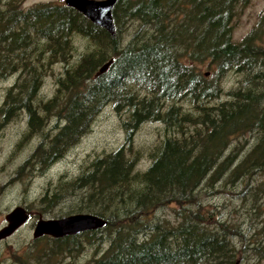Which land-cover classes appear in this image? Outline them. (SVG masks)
Wrapping results in <instances>:
<instances>
[{"label":"trees","instance_id":"trees-1","mask_svg":"<svg viewBox=\"0 0 264 264\" xmlns=\"http://www.w3.org/2000/svg\"><path fill=\"white\" fill-rule=\"evenodd\" d=\"M23 1L0 0V80L15 76L0 102V129L23 113L27 130L18 143L42 139L17 173L33 160L40 170L51 165L108 103L125 113V134L118 147L96 154L80 174L60 178L41 198L46 209L61 200L59 187L83 191L76 210L104 216L106 224L40 235L34 241L46 244L38 247L39 259L30 263L26 253L22 264H48L81 252L86 243L103 247L94 264H264V227L250 218L244 230L216 216L200 197L203 184L223 180L239 185L248 209L259 206L264 179H251L264 177V13L236 40L233 19L248 0H118L111 35L65 3ZM127 20L139 23L124 42ZM78 34L93 47L77 52ZM203 62L208 70L198 66ZM231 70L240 75L238 85L211 102ZM48 73L54 75L50 93L41 91ZM54 117L51 132L48 120ZM144 121H160L169 133L149 149L146 167L138 168L141 152L132 133ZM254 131L257 142L240 156L231 139ZM171 203L178 205L176 222L150 217Z\"/></svg>","mask_w":264,"mask_h":264},{"label":"rangeland","instance_id":"rangeland-1","mask_svg":"<svg viewBox=\"0 0 264 264\" xmlns=\"http://www.w3.org/2000/svg\"><path fill=\"white\" fill-rule=\"evenodd\" d=\"M38 1L63 3V0H24L23 6H29ZM263 13L264 0H248L247 4L240 6L233 19L234 39H240L250 31ZM138 23L137 20H127L125 22L122 34L124 42L128 41ZM260 39L264 45V30ZM73 40L77 52L87 51L93 47L92 42L87 37H82L79 34L74 35ZM198 66L203 71L209 69L207 62L198 63ZM54 67L60 68V64L55 63ZM206 72L208 73V71ZM14 77L13 75L0 80V102L4 97L6 86L13 81ZM53 77L54 75L50 73L45 75L41 91L45 90L50 93L53 90ZM239 78L240 75L233 70L226 72L221 79L223 91L220 97L210 101L215 103L226 97L225 92L230 88H235L238 85L237 80ZM261 105L264 106V98ZM124 116L125 113L121 110L119 113L112 103L106 104L95 116L91 127L82 134L75 144L64 151L63 155L56 159L54 163L44 170H40L38 163L33 160L20 173H17V168L33 151L42 136H31L28 140L18 143L27 130L23 113L20 114L18 120L8 122L0 129V227L6 223L5 213L15 205H23L30 211V217L21 227L8 237L0 240V264H22L23 256H26V253H29L30 263L39 259L37 257L38 247L45 246L46 243L43 244L44 240L34 241L36 237H33L32 231L36 220L39 217L60 216L79 211L76 210L77 206L83 204L80 199L83 191L80 190L71 193V191H61V187L58 188L57 186L61 200L46 209L44 208V202L41 200L42 196L45 193L52 194L60 178H74L80 174L89 160L96 154L118 147L124 141L125 131L122 126ZM55 121V117L48 120L49 129H52L51 126ZM49 131L54 132L55 129ZM167 132L168 130H164L163 123L160 121H144L133 131V145L141 152L137 160L138 168L146 167L149 163V149L159 140L160 136ZM257 138L256 131L247 132L243 136L233 137L231 147L239 144V153L240 156H243L250 151L257 142ZM262 179L264 177L257 174L251 180L255 184ZM255 180L256 182H254ZM201 188L202 204L204 207L211 209L216 216L223 215L231 218V220L243 226L244 230L249 224L250 218L253 220V224L264 227V190L258 200L259 206L250 210L247 208L248 201L244 203L238 196L239 185L236 183H224L221 180L211 185L203 184ZM176 208H178L176 203L167 204L157 207L149 215L152 219L159 217L160 219H166L168 222H176L178 219L175 212ZM95 244L86 243L81 252L75 255L63 253L58 259H50L48 264H94L93 259L97 258L103 249L102 246Z\"/></svg>","mask_w":264,"mask_h":264},{"label":"water","instance_id":"water-1","mask_svg":"<svg viewBox=\"0 0 264 264\" xmlns=\"http://www.w3.org/2000/svg\"><path fill=\"white\" fill-rule=\"evenodd\" d=\"M116 0H63L75 7L94 23L103 26L111 35L115 34L112 6ZM106 60L99 71H103L111 62ZM6 223L0 227V240L8 237L21 227L30 217V212L23 205H15L4 215ZM107 222L104 216L91 211H75L60 216L39 217L33 227V237L43 234L63 236L75 234L87 229L101 228Z\"/></svg>","mask_w":264,"mask_h":264},{"label":"flooded vegetation","instance_id":"flooded-vegetation-1","mask_svg":"<svg viewBox=\"0 0 264 264\" xmlns=\"http://www.w3.org/2000/svg\"><path fill=\"white\" fill-rule=\"evenodd\" d=\"M117 2H118V0H116L115 1V3L113 4V6H112V9H111V12H112V16H113V8H114V6L117 4ZM64 3V2H63ZM69 6H71V5H69ZM71 7H73V6H71ZM73 8H75V7H73ZM76 9V8H75ZM77 10V9H76ZM79 11V10H78ZM80 12V11H79ZM81 14H83L82 12H81ZM84 15V14H83ZM84 16H86V15H84ZM87 17V16H86ZM88 18V17H87ZM92 21V20H91ZM93 22V21H92ZM101 26V25H100ZM30 212V211H29Z\"/></svg>","mask_w":264,"mask_h":264},{"label":"bare ground","instance_id":"bare-ground-1","mask_svg":"<svg viewBox=\"0 0 264 264\" xmlns=\"http://www.w3.org/2000/svg\"><path fill=\"white\" fill-rule=\"evenodd\" d=\"M71 146V145H70ZM54 163V162H53Z\"/></svg>","mask_w":264,"mask_h":264}]
</instances>
